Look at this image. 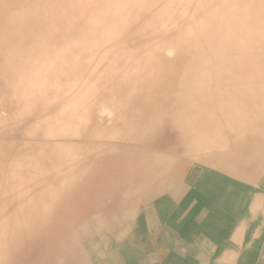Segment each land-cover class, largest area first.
I'll use <instances>...</instances> for the list:
<instances>
[{"label":"bare ground","instance_id":"1","mask_svg":"<svg viewBox=\"0 0 264 264\" xmlns=\"http://www.w3.org/2000/svg\"><path fill=\"white\" fill-rule=\"evenodd\" d=\"M228 174L264 176V0H0V264H107L138 225L243 264Z\"/></svg>","mask_w":264,"mask_h":264},{"label":"rangeland","instance_id":"2","mask_svg":"<svg viewBox=\"0 0 264 264\" xmlns=\"http://www.w3.org/2000/svg\"><path fill=\"white\" fill-rule=\"evenodd\" d=\"M155 12L156 10L154 11V13ZM128 33L129 34L127 36L131 39V41L138 40L139 37L141 36V33H139L138 29H136L135 31L134 29L128 30ZM110 37L111 38L120 37V39L125 40V36H122L120 34L111 35ZM110 37L109 39H111ZM158 150H162V149L159 148ZM153 151H157V150L154 148ZM190 162L191 163L194 162V164L196 163L195 161H190ZM225 176L227 177L226 185L232 182L236 187H238L244 192V196H239L238 192H222L226 188V185H225L222 188V190H218V188H216L218 191L213 193L215 197L210 198L212 201H214L213 204L215 206L227 207L229 209V215L226 217V220L229 219L232 222L239 224L240 230L243 233H244V230L241 227V224L243 222L248 226L253 224L256 227H259L261 225H263L264 227V209H263L264 207V183H263L264 176L262 175L257 176V177L254 176L253 179H251L250 177H246L244 175H239V174L230 175L231 177L229 176V174ZM255 197H258L257 199L258 201H255L254 199ZM253 205H254V208L256 209L252 208ZM159 223L163 225V221H159ZM143 227L146 230H153L149 226H143ZM133 228H134V233L135 232L137 233L133 235L131 241L128 244L130 245L132 249L129 248L128 250H124V252L122 253L121 248L123 246L125 247L126 242L121 240L122 244L116 243L114 245L113 243V246L117 248L113 249V252H111L108 255L107 264H177V262H173L172 260H169V258L162 260V261L157 258L158 255H157V252L155 251L158 247H160L161 244H163L166 241V236H164V234H159V235L157 234V236H153V239H150L149 242H146L145 239H142L140 235V231L142 230L140 229L141 225H138L137 227L133 226ZM219 233L220 234H218V237H221V238H228L231 235L230 229L225 228V227L221 228L219 230ZM124 234L126 233L123 230V234L121 233L120 235L124 236ZM197 243H196L197 246L199 245L198 248L202 250H211L213 248V246L209 244H206L207 246L205 245L203 247L200 242H197ZM241 243L244 244L246 247L250 246V251H251L250 255L247 257V261L242 262L243 264H264V242L262 243L263 246H260V249H259L258 246L251 240V238L247 234H245V237L243 238ZM217 255L218 257H221L223 254L222 252L217 251ZM232 259L237 261L236 260L237 258L235 256V251L233 248L228 250L227 264H233L235 261H233ZM200 260L201 259L198 258V262H197L198 264L200 263ZM58 263L62 264L61 261H59ZM85 264H101V262L97 260V256L91 255L90 258L86 260ZM186 264H191V262H188Z\"/></svg>","mask_w":264,"mask_h":264}]
</instances>
